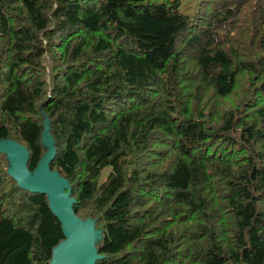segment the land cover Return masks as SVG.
Here are the masks:
<instances>
[{
  "label": "trees",
  "instance_id": "trees-1",
  "mask_svg": "<svg viewBox=\"0 0 264 264\" xmlns=\"http://www.w3.org/2000/svg\"><path fill=\"white\" fill-rule=\"evenodd\" d=\"M181 3L0 0V140L32 172L48 122L94 264H264V0ZM10 169L0 264H50L61 223Z\"/></svg>",
  "mask_w": 264,
  "mask_h": 264
},
{
  "label": "water",
  "instance_id": "water-1",
  "mask_svg": "<svg viewBox=\"0 0 264 264\" xmlns=\"http://www.w3.org/2000/svg\"><path fill=\"white\" fill-rule=\"evenodd\" d=\"M42 135L47 151L32 172L26 166L29 153L21 144L11 139L0 140V152L11 158L10 172L22 187L48 194L49 206L61 223L64 240L54 248L50 264H94L98 257L95 240L99 231L94 229L93 222L75 215L67 180L49 169L55 151L48 122Z\"/></svg>",
  "mask_w": 264,
  "mask_h": 264
},
{
  "label": "rangeland",
  "instance_id": "rangeland-1",
  "mask_svg": "<svg viewBox=\"0 0 264 264\" xmlns=\"http://www.w3.org/2000/svg\"><path fill=\"white\" fill-rule=\"evenodd\" d=\"M182 9H185L186 12H193L198 9L197 0H182L181 3ZM109 168H105L99 178L100 181H103L106 178Z\"/></svg>",
  "mask_w": 264,
  "mask_h": 264
},
{
  "label": "bare ground",
  "instance_id": "bare-ground-1",
  "mask_svg": "<svg viewBox=\"0 0 264 264\" xmlns=\"http://www.w3.org/2000/svg\"><path fill=\"white\" fill-rule=\"evenodd\" d=\"M60 257V253H59V255H58V258Z\"/></svg>",
  "mask_w": 264,
  "mask_h": 264
}]
</instances>
